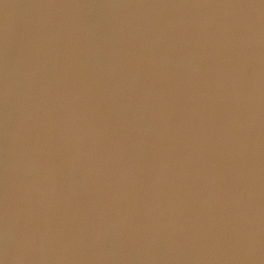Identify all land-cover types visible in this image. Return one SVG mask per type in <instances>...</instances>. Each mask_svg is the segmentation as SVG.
<instances>
[{"label": "clouds", "instance_id": "clouds-1", "mask_svg": "<svg viewBox=\"0 0 264 264\" xmlns=\"http://www.w3.org/2000/svg\"><path fill=\"white\" fill-rule=\"evenodd\" d=\"M0 264H264V0H0Z\"/></svg>", "mask_w": 264, "mask_h": 264}]
</instances>
